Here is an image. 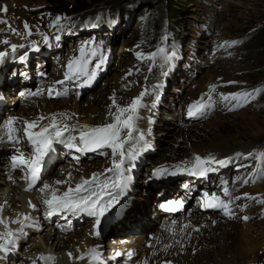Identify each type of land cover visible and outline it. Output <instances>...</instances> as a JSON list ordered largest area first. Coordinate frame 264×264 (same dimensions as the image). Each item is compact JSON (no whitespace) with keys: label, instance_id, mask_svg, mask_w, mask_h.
<instances>
[{"label":"rangeland","instance_id":"1","mask_svg":"<svg viewBox=\"0 0 264 264\" xmlns=\"http://www.w3.org/2000/svg\"><path fill=\"white\" fill-rule=\"evenodd\" d=\"M86 4L91 6L90 12L81 10ZM19 6L14 5L13 8L19 13L17 18L24 17L23 20H28L32 32L34 31L33 38L41 52L32 51L29 44L28 52L34 63L30 64L31 72L28 77L27 69L21 64L23 61L17 58V55L22 54H13L8 51V59L15 60L16 58L17 60L12 64L18 67L15 76L20 79L23 87V89L16 87L15 91L17 92L13 94L14 98H17L20 90L26 94L24 97L21 96L22 100L19 97L14 100L12 107L8 102V107L12 111L23 112L20 110L24 106L21 102H25L29 115L30 113L38 114V112L46 110L44 109L45 104L64 99V97L55 99L46 96L44 87L47 77L43 76V71L50 68L51 70L49 69L48 72L51 75L55 74L53 72L55 71L59 76H64L65 65L70 57L78 55V47L81 42L102 43V50L107 61H105L102 70L98 72L92 85L94 87H89L90 84L84 85L83 78H81L80 82L66 81L65 84L56 86V89L63 88L67 92L70 91V94L81 93L82 89L83 91L86 89L84 94L76 93L78 103L85 108H89L95 99L100 98L106 86L115 82L122 84L124 91L131 90L140 94L142 91L148 90L145 95V104L149 110L154 107L156 116L154 115L153 121L150 118H145L143 121V126H145L138 128L145 133V139L154 150L145 157L146 166H159L158 163L163 162L164 165L180 162V159L185 157L158 159L156 156H160L166 147H171L176 139L178 143L182 144L177 147L187 151L189 144L186 145L180 137L176 138V134L181 128L187 131L188 128L197 127L209 132L212 135L210 140L215 137H224L251 146L250 150L246 152L239 146V151L227 156L232 158L230 166H216L218 177H215L212 187L219 183L223 184V180L230 183V179H225V174L230 171L237 178V171L243 169L242 176L244 178L249 176L251 170H259L258 174L251 177L249 181H260L253 186L251 184L244 186L242 190L249 192L251 196L264 198L261 178L264 173L262 171V162L264 161V38L258 40L260 30L264 29V0H33L28 6ZM120 8H125L127 13L117 15L116 10ZM56 16L61 17L59 26L52 25ZM92 24L97 26L92 27ZM37 28L49 36L47 45L43 43V38L37 34ZM56 35H60L59 41H56ZM231 41H237V43L219 47L221 44ZM161 49L163 51H160ZM137 53H142L144 58L138 59ZM40 60H43L42 63ZM222 63L225 66L228 64L226 66L228 72L224 75L227 82L221 81L214 84L216 89L209 94L208 85H213L210 75L220 72ZM214 64L217 65V69ZM92 66L90 63L89 68ZM129 69L132 70L130 76L126 75ZM9 79H13V77ZM11 81L9 80V83ZM229 81L235 83H229ZM78 83L80 86H77ZM199 84L205 86L204 91L199 95V100L210 104V107L202 116L188 117L187 111L184 110L189 103H186L187 95L191 89L200 86ZM253 89L261 91L254 93L255 98L245 103L243 107H234V102L231 100H222V102L219 100L220 94L252 92ZM38 90H42L40 95H32ZM120 96L122 97V95ZM125 103L122 106H125ZM129 103L127 102V104ZM230 108L232 110H229ZM241 110H245L248 114L254 112L256 116L255 118L241 117ZM107 115L109 112L105 113L104 117H108ZM136 126L138 127L137 123ZM249 126L261 131L257 139L250 134L247 128ZM19 135L22 136L21 133ZM237 153L241 155L237 156ZM249 153L252 155H248ZM96 154L93 158L88 159L92 161L90 163L92 166L96 165L95 159L100 155L103 156H101V160L107 158V155H111V149H101ZM61 159L54 175L66 177L70 161H68L66 153ZM105 162L101 161L98 164L103 165ZM76 163L73 167L85 164L80 161H76ZM145 170L146 168L143 166L139 171L140 174L136 180L138 189H144L149 184L143 177ZM219 173L224 175L219 176ZM159 181L161 180L156 182ZM10 182L0 184V205H3V209L6 211L11 209L14 202L16 207H20L21 204V200L17 199L20 190H13ZM256 187H260V189L255 191L253 188ZM33 191L35 195V190ZM244 201L246 206L240 207V210L237 208L233 217L237 219L235 214L237 216L239 214L241 222L258 228L259 253L252 261L240 264H264V203H258L256 200L248 198H244L241 202L244 203ZM240 203L237 202L238 205ZM42 212H44L43 206ZM33 215L38 217L37 212H34ZM244 216L249 219H242ZM56 220L57 218L54 222ZM51 226L47 222H38L35 226L36 229L28 231L30 234L21 241L16 254H7L10 257L5 261L0 260V264H28L29 254L39 247L45 246L44 243L47 240L51 244L50 247L48 246L49 248L46 247V250L52 255L54 254L52 249L57 250L61 241L67 242L76 239L74 235L64 237L54 230L51 231ZM153 227L156 226L153 225ZM96 237L98 236L92 238ZM186 252L184 250L183 253L186 254ZM54 264L59 263L55 262Z\"/></svg>","mask_w":264,"mask_h":264},{"label":"snow or ice","instance_id":"2","mask_svg":"<svg viewBox=\"0 0 264 264\" xmlns=\"http://www.w3.org/2000/svg\"><path fill=\"white\" fill-rule=\"evenodd\" d=\"M7 6H0V12H6ZM99 19V18H97ZM61 21L60 16L52 21V25L59 26ZM115 23V21H112ZM0 24H5L13 35H18L22 39L30 37L33 32L27 22H24V32H20L17 28L12 27L5 19H0ZM96 27V24H92ZM2 31V29H0ZM37 34L43 38V43H49V36L40 30L36 29ZM56 41L61 39L60 35L55 36ZM5 45H9L11 52L16 53L18 48H25V44L19 45L10 43L4 39L0 41ZM237 41L225 42L219 47L235 44ZM32 51H39V46L35 40L30 42ZM102 43L95 41H83L78 47V55L70 57L65 65L64 76L62 80L52 82V85L47 89V95L51 98L54 96H62L66 93L57 91L56 85H63L65 81L80 82L83 78V84L91 83L98 72L102 70L105 63V53L102 50ZM160 51H163L161 49ZM155 55V54H153ZM8 56L7 51H0V62H3ZM27 53L19 56L20 61L26 59ZM94 58V59H93ZM137 58L142 59L143 54L137 53ZM93 66L89 68V64ZM132 70L129 69L126 75L130 76ZM167 75V73H164ZM229 83H235L229 81ZM77 86H80L78 83ZM216 85L209 86V94L214 92ZM42 90L32 93V95H40ZM260 89H253L252 92L242 91L235 93L221 94V99L224 101L231 100L233 106L243 107L245 103L254 99V93L260 92ZM147 94V90L142 91L138 96L134 97L131 102L125 106L117 103L115 92L109 98L110 122L99 125H72L67 121L72 118L67 113H51L48 116L40 115L33 120H23V135H19L20 128L16 126V122L22 118L10 117L6 124V139L0 136V145L8 144L12 147V154L8 157L9 166L12 171L19 170L22 175L21 179L26 182L25 191L38 190L40 195V205L44 207V215L51 218L59 214L79 215L84 213L95 218V224L91 235L99 236V225L101 218L109 212L114 205L118 204L120 197L125 195L126 190L131 183L132 177L129 174L135 161L143 154L144 151L151 147L150 143L145 139V133L140 131L136 126L139 109L142 107V99ZM210 107V104L204 103L201 100L194 101L187 106V115L189 117H197L203 115ZM114 109V111H113ZM229 110H232L231 108ZM22 140L27 141V145L31 148L30 154H26L24 150L17 148ZM62 145L67 150V155H70L73 160L79 162L80 156L87 152H97L101 149H111V166L105 167L102 171L92 172L90 176H81L79 181L74 185L72 183V174L68 173L64 179H58L52 183H45L41 177L43 168L47 158L56 152L55 145ZM103 154V153H102ZM241 155L240 153L236 154ZM248 155H252L249 153ZM231 157L218 159L212 154L201 156L193 154L191 161H180L173 165H160L156 167L149 179H163L166 176H175L177 174L188 173L193 176L204 177L209 172L217 170L216 166H226L231 162ZM9 179H13L9 176ZM245 183L248 181L245 180ZM42 185V186H39ZM64 186L63 190L61 187ZM188 185H185L187 188ZM223 196L228 197L223 199L216 193H203L200 201L201 208L221 210L223 215L232 218L234 213L230 205L234 200L248 198L256 200L258 203H264V198L251 196L249 193H243L242 197L237 196L232 198L229 194V189H222ZM184 206L183 200H170L160 205V207L169 212L180 211ZM39 205L28 201V208L36 211ZM3 205H0V213L3 212ZM248 220L249 217H242ZM215 223V221H213ZM10 224H19L20 227L12 229ZM0 225L3 226V231H0V253L4 255L14 251L18 240L26 235L25 227H35L34 218L29 213H17L15 218H6L0 215ZM184 225L181 232L187 228ZM171 231V229H169ZM193 231H199V228H194ZM190 235V233H189ZM151 246V245H149ZM171 244H166V251ZM97 247H93L82 253L80 256L73 257L69 252L67 255L70 259H84L86 255L91 256V260L100 261L101 257L97 251ZM117 256L121 255L119 252ZM132 255L131 252L128 253ZM55 257L51 254L40 253L36 258L32 259V264H48ZM162 264H171V261H163Z\"/></svg>","mask_w":264,"mask_h":264},{"label":"bare ground","instance_id":"3","mask_svg":"<svg viewBox=\"0 0 264 264\" xmlns=\"http://www.w3.org/2000/svg\"><path fill=\"white\" fill-rule=\"evenodd\" d=\"M32 1L33 0H0V6H7L6 12H0V19L7 20L12 27L17 28L20 32H24V22H27L29 26L30 24L28 20L27 21L23 20L24 17L17 18V15H19V13L15 11V9L13 8L14 5L16 7L19 5L28 6V4H30ZM14 2L15 4H13ZM0 29H2V31H0V41L7 39L12 44H17V45L21 43L25 44V48H18L16 54L24 55L25 53H27L26 56L27 60L25 59L21 64L23 65V67L25 66V68L27 69L26 74L29 77L31 72L30 64L32 65V63H34V60H32L30 56L31 54L28 52V50H30L29 44L32 40H34L33 38L34 36L32 35L30 37L22 39L20 36L13 35L10 31H8V27L5 24H0ZM4 50H6L7 52L11 51L9 45L0 43V51H4ZM8 57L9 56L5 57L6 60L4 59L3 62H0V91L2 89V91H4L6 94L14 91V87H16V85L19 84V83H16L15 85L9 84L8 79L10 77H14L12 76V74L16 73V71L18 72V67L17 65L12 64L17 60L16 59L9 60ZM42 61L43 60H40V63H42ZM226 66L225 64L222 63L220 69L221 71L219 70L220 72L215 73L214 75H212L213 73H211L210 71L211 73L210 79L211 81L213 80L211 84H217L218 82L221 81L225 82L227 80V78H224L225 77L224 75H226V73L228 72ZM215 68L217 69V65H215ZM48 75H49L48 83L50 85H52L53 81L63 79L62 76H58L59 74L51 75V73L48 72ZM56 86L58 87V85ZM122 86L123 85L118 82L112 83L111 85L109 84V86H106L103 89L100 98L95 99L94 102L90 104L89 108H85L82 105H80V103H78V97H76V93L75 94L69 93L70 94L69 97H65L60 101L49 102L45 104L46 106L44 107V109L46 110L40 111V113L38 112L37 115L32 116L29 115V113H25L24 111L18 113H8V119L13 116L22 118L21 120H18L16 122V124L19 125L22 129H23V120H33L40 115L48 116L51 113H67L70 116L71 114H75L74 116H72L70 120L67 121L69 124L72 125H77V124L99 125L102 123L110 122L109 115H107L108 117L106 116L104 117V114L109 112V105L111 104V100L109 98L113 95V92H115L117 103L120 104L121 106L124 105L125 102H126L125 105L127 104V102H131L132 98L139 95V93L132 92L131 90L124 91L122 89ZM204 87L205 86L200 85L194 89H191V92L187 95L186 103L191 101L194 102L193 100L198 101L199 95H201L202 92L204 91ZM120 95H122V97ZM0 109L4 110L2 105ZM152 110H154V107L153 109L151 108V110L148 109L147 105L145 104V96H144L142 99V107L139 109L138 119L136 120V123L138 124L137 128L140 127L142 128L145 126V125L143 126L144 124L143 121L145 120V118L152 117L153 119L156 116L155 115L156 111L155 110L152 111ZM240 116L241 117L251 116L255 118L256 114L254 112L253 114L252 113L248 114L245 112V110H243L240 113ZM72 121L74 122V124L71 123ZM5 126L6 123H4L3 125V132L6 131ZM247 128L253 137H256V139L259 137L261 131L253 129L252 126L251 127L249 126ZM181 129L178 130L179 132L176 134L177 136L176 138L180 137V139L182 138L186 145L189 144L188 150L186 151L178 148L177 146H182V144L178 143L176 139L175 141H173V145L171 147H166L165 149L162 148L163 151L160 153V156H156V158L170 159V158L185 157V158H189L188 160L191 161L193 154H198L201 156L212 154L218 159H224V157H227L239 151L238 148L239 146L242 147L241 150H245V152L249 151L251 147L249 144L237 142L230 138L215 137V139L210 140L211 139L210 137H212V135H210L209 132H206V130L204 129L201 130L197 127L196 128L193 127L191 129L188 128L187 131ZM206 139H208L209 142L206 141ZM25 142L27 141L24 140L23 143ZM11 154H12V150L7 148L6 146L0 148V163L3 165L2 171L4 173L12 171L10 169L9 161H8V157ZM83 155H87L85 156V164H81L82 166H75L72 169L73 173L71 174H72L73 185L79 181L81 176L88 177L91 175L92 172L102 171L109 164V162H107L102 165L96 162L95 163L96 165L94 164L95 166H92V164H90L92 161L88 159L93 158L94 154H92V152H87L84 153ZM79 161L80 163H82V157H80ZM258 164H260V162H258ZM68 173H70V171H68ZM138 173L140 174V172ZM213 176L214 177H212L210 173H208L206 176H204V178L195 180L196 186L204 187L202 188L204 189L202 193L211 190L215 177H218V174H214ZM261 178L263 180V187H264V173L262 174ZM163 184H164L163 181H159L158 183L155 182L154 185H150V184L146 185V188L144 189H138L137 183L134 182L131 186H134L136 188V192L130 191L131 198L134 200H131V205L124 212V217H123V220L125 221L129 220V221L138 222L140 224L141 231L150 232L149 234L152 237L150 242H151V247L153 248L152 249L153 252H151L152 253L151 257L154 258L153 260L154 263L162 264L163 261H171V264H240L246 261L247 262L252 261L257 257L259 253L258 244H257L259 230H257L258 228L256 229V227L254 228L251 227L250 225H246L243 222H241V216L239 214L238 216L235 214L237 219L236 218L234 219L233 217V219L231 220V218L229 217L225 219L218 215H214V213H212L214 209H205L202 211V213L196 214L193 218L188 219L186 222L178 221V223L166 225L165 227H160V228L153 227L155 220L159 216V209L156 205L159 195L165 194L171 191L172 189H174L175 191L179 190V187L177 185H174L173 188L169 190V188L167 186L166 187L163 186ZM173 184L176 183H172V185ZM22 185H23L22 186L23 189H20V192L18 193L17 196V199L21 200L20 207H16L14 202V204L11 205V209L9 211L3 209V212L0 213V215H2L3 217L15 218L17 213H29L33 218L36 217L33 215V213L37 212L38 210L31 211L28 208V201L31 200L32 203L40 205V198L37 199L34 196L33 190H32L33 192L25 191L26 182L23 183ZM63 187L64 186H61V188ZM253 189L256 191V189H260V187H256ZM240 204L236 205L238 209L242 206L243 202H241ZM92 221L95 222L94 217H92ZM213 221H215V224L213 223ZM184 225H188V227L185 228L183 232H181V228ZM9 227L19 228L20 225L10 224ZM113 228L116 230L115 232L117 233L118 232L117 227H113ZM194 228H199V231H193ZM33 229H36V227H25L24 232L25 233L27 232L28 234V231H31ZM169 229H171V231H169ZM0 231H3L2 225H0ZM74 236H76L75 240L67 241V242L61 241L59 247H57V250L59 251L52 249L54 253L52 255L55 257V259L53 261L48 262V264H54L55 262H58L59 264H93L95 262L91 260L90 255H86L84 259L77 260V259H70L67 254L71 252L73 254V257L80 256L82 253L87 252L88 249L96 246L99 238L96 237L94 239L90 237L89 232L87 230L83 232H77L75 233ZM25 237L26 235L22 236L18 240L15 250L12 251L14 254H16L19 244L21 243V241L25 239ZM119 237L123 238L124 240L129 238L128 236H124L122 231L120 232ZM44 244L45 246L39 247L36 250L33 249L34 251H32V253L29 254L30 259L28 258L27 260L28 264H32V259L36 258L40 253L46 255L50 254V252L46 250V247L48 246L50 247L51 243L49 244L47 240ZM166 244H171L172 246L165 251L164 246ZM184 250L187 251L186 254L183 253ZM214 251H216V253H214ZM115 253L116 252H113L111 255V259H110L111 263L118 262V260L115 261V259L112 258L115 255ZM5 257L6 255L0 253V260L5 259ZM151 261L152 258L149 259V264H151ZM37 264H41V262L37 261Z\"/></svg>","mask_w":264,"mask_h":264},{"label":"trees","instance_id":"4","mask_svg":"<svg viewBox=\"0 0 264 264\" xmlns=\"http://www.w3.org/2000/svg\"><path fill=\"white\" fill-rule=\"evenodd\" d=\"M90 7H91L90 5L86 4L83 6V9H81V10L82 11H89ZM116 11H117V15H119V16L127 13V10L125 8H120V9H117ZM261 38H264V29L260 30V35H259L258 40H260Z\"/></svg>","mask_w":264,"mask_h":264}]
</instances>
